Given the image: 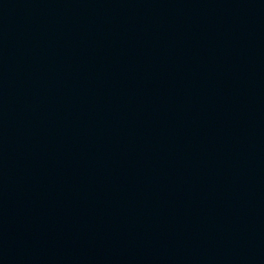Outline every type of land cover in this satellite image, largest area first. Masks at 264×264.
<instances>
[{
	"label": "water",
	"instance_id": "95a60500",
	"mask_svg": "<svg viewBox=\"0 0 264 264\" xmlns=\"http://www.w3.org/2000/svg\"><path fill=\"white\" fill-rule=\"evenodd\" d=\"M0 264H264V0H0Z\"/></svg>",
	"mask_w": 264,
	"mask_h": 264
}]
</instances>
